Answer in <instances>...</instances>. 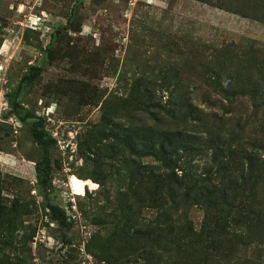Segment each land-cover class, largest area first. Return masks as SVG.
Masks as SVG:
<instances>
[{"label":"rangeland","instance_id":"rangeland-1","mask_svg":"<svg viewBox=\"0 0 264 264\" xmlns=\"http://www.w3.org/2000/svg\"><path fill=\"white\" fill-rule=\"evenodd\" d=\"M0 264H264V0H0Z\"/></svg>","mask_w":264,"mask_h":264},{"label":"trees","instance_id":"trees-1","mask_svg":"<svg viewBox=\"0 0 264 264\" xmlns=\"http://www.w3.org/2000/svg\"><path fill=\"white\" fill-rule=\"evenodd\" d=\"M44 71L43 67H32L29 69V71H27L21 78V81L18 85V87L13 90V95L16 98L15 102H12V110L13 113L16 114L17 116H20V113L23 111L21 108V105L18 101V97L20 95V92L22 91V88L24 87V85L34 81L35 79H37L41 73ZM12 93L10 96V100L12 101ZM24 115L21 116V118L23 120H27L28 118L32 117V115L29 112H24ZM32 136L35 139V141L37 142V144L40 146V148H42V150L45 152L44 158L41 160L40 163L36 164V171L38 173L39 176V181L41 183H44V181L47 179V174L48 172L45 170V162H47V150L48 148L51 146V139L50 137L47 136L43 124L41 122L35 121L32 122ZM229 161V160H228ZM226 164H230V162H227ZM218 169V168H217ZM224 172H228L229 175H233V171H227V170H223ZM184 176L182 177H177L179 179H181L183 181V183L181 184V182H179L178 180H176V185H178L179 188H185V189H193L195 188L197 189H202L204 192H206V194H210L213 190H211L210 188H215L214 185L212 184H208L207 182H203V181H193L190 182V173L188 174V171H184ZM42 175V176H41ZM178 181V182H177ZM51 210L53 211L54 214L57 215L58 220L60 221V223L62 224V226H64L66 229H68L67 224H65V220H66V216L65 213L60 211L59 208H57L56 206H51ZM177 214H171L169 217V223H170V227H172V230L175 229V223L177 220H175ZM181 221H183V219H181ZM174 232V230H173Z\"/></svg>","mask_w":264,"mask_h":264}]
</instances>
